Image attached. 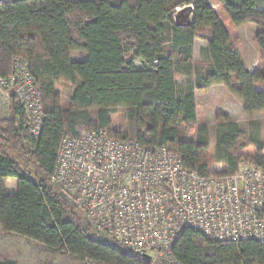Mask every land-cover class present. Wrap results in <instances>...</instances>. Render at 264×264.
Returning a JSON list of instances; mask_svg holds the SVG:
<instances>
[{
  "label": "trees",
  "instance_id": "16d2710c",
  "mask_svg": "<svg viewBox=\"0 0 264 264\" xmlns=\"http://www.w3.org/2000/svg\"><path fill=\"white\" fill-rule=\"evenodd\" d=\"M234 26L253 24L264 59V0H217ZM193 5L188 26L175 24L176 8ZM219 15L206 0H12L0 5V79L15 59L29 63L39 88L44 125L37 139L23 130L24 115L14 97L10 113L0 118V229L34 241L50 251L82 261L144 264L116 245L96 244L85 212L64 201L50 182L56 152L64 138L107 130L114 139L142 146H164L183 167L201 177L237 172L242 150L264 170V145L257 135L235 146L241 126L218 118L215 147L226 165L210 172L206 160L210 129L199 125L196 98L222 85L242 102L247 117L264 114V70L251 72L232 47ZM208 36V37H207ZM207 42L202 59H194V41ZM73 54L77 59H72ZM185 78L178 83L177 78ZM71 86L70 104L62 108L56 85ZM126 109V127L113 129L111 113ZM91 111L95 120L92 121ZM256 131L260 124L250 121ZM194 130V139L185 138ZM30 142L32 149L23 145ZM34 173L29 178L28 170ZM16 181L8 194L7 179ZM171 255L179 264H264V244L216 242L184 227ZM0 264H16L4 261Z\"/></svg>",
  "mask_w": 264,
  "mask_h": 264
},
{
  "label": "built area",
  "instance_id": "2783aa9c",
  "mask_svg": "<svg viewBox=\"0 0 264 264\" xmlns=\"http://www.w3.org/2000/svg\"><path fill=\"white\" fill-rule=\"evenodd\" d=\"M28 66L15 59L0 87L13 91L23 130L37 139L44 117ZM61 141L50 182L85 212L96 244H114L144 264H179L170 247L184 227L216 242L264 244V170L252 161L241 160L231 175L201 177L164 146L114 139L107 130Z\"/></svg>",
  "mask_w": 264,
  "mask_h": 264
},
{
  "label": "rangeland",
  "instance_id": "374dc122",
  "mask_svg": "<svg viewBox=\"0 0 264 264\" xmlns=\"http://www.w3.org/2000/svg\"><path fill=\"white\" fill-rule=\"evenodd\" d=\"M12 0H0V5L10 2ZM207 3L212 7L221 18V23L230 32V41L232 47L236 48L237 53L244 60L249 71L254 72L258 70H264V59L260 58V53L256 42L253 39L255 33V26L253 24L244 25L241 28H236L230 19L224 14L222 6L217 2V0H206ZM227 2L234 3L236 0H226ZM182 7L175 9L173 12L177 14L179 11L183 10ZM191 19V17H190ZM204 44V41L197 37L194 41V60L198 62L202 59L201 54L198 51V47ZM78 58L76 54L72 56ZM185 78L178 77V83L184 82ZM72 88L69 84L61 82L56 85V92L59 96L62 108H67L70 102V95ZM8 93H5L0 87V118H7L10 113V102L8 99ZM196 98L199 125L206 124L210 129V150L208 158V167L210 172L222 173L226 169V165L222 159L218 156L217 149L215 147V134L218 126V118L222 115L228 116L231 121L237 122L242 129L240 138L235 146L240 147L241 145L247 143L249 135H257L259 140L263 142L264 145V114L255 115L253 117H247L243 114V108L241 102L235 97H232L228 91L222 88H214L210 94H198ZM94 111H91L92 121L95 120ZM126 109L123 107L117 108L114 113H111V122L113 129H124L126 126ZM257 121L260 126L258 130L250 127V121ZM194 130H188L185 133V138L188 140L194 139ZM23 145L32 149L30 142L26 139L23 141ZM254 150L252 147L245 148L242 150V159H251ZM264 153V152H263ZM31 171V172H30ZM29 178H34L33 171L28 170ZM19 236H13L9 233H4L0 230V262L9 261V258H16L20 261V264H83L79 258L69 256L63 252L50 251L40 244L28 240L26 238H20Z\"/></svg>",
  "mask_w": 264,
  "mask_h": 264
},
{
  "label": "crops",
  "instance_id": "0c3cea01",
  "mask_svg": "<svg viewBox=\"0 0 264 264\" xmlns=\"http://www.w3.org/2000/svg\"><path fill=\"white\" fill-rule=\"evenodd\" d=\"M191 17V16H190ZM220 17V16H219ZM220 20H221V18H220ZM244 25H246V24H243V25H241V26H235L236 28H241V27H243ZM227 30V35H229L230 34V32H229V30L228 29H226ZM208 37V36H207ZM229 38H230V35H229ZM204 41V44H202V45H200L199 47H198V51H199V53H200V51L201 50H205V47H207V42L205 41V40H203ZM193 48H194V46H193ZM192 48V49H193ZM195 52V51H194ZM73 56H74V54H73ZM72 59H77V58H74V57H72ZM241 59H242V57H241ZM214 88H222V89H224L225 91H227V89L225 88V87H223L222 85H213V86H211L210 88H209V90L206 92V93H204V94H210V92H212L213 90H214ZM71 94H72V92H71ZM70 99H71V95H70ZM69 99V100H70ZM238 100V99H237ZM239 102H241V101H239ZM241 104H242V102H241ZM196 107H197V104H196ZM242 107H243V105H242ZM241 107V108H242ZM198 113V112H197ZM16 181L13 179V178H10V179H7V191L6 192H8V194H10V195H13V194H15L16 192ZM1 230V229H0ZM2 231V230H1ZM3 232V231H2ZM5 233V232H4ZM9 234H11V235H13V236H18V235H16V234H12V233H9ZM20 238H23V237H21L20 236ZM19 238V239H20ZM9 261H13V262H15L16 264H20V261L18 260V259H14V258H9L8 259Z\"/></svg>",
  "mask_w": 264,
  "mask_h": 264
},
{
  "label": "water",
  "instance_id": "95a60500",
  "mask_svg": "<svg viewBox=\"0 0 264 264\" xmlns=\"http://www.w3.org/2000/svg\"><path fill=\"white\" fill-rule=\"evenodd\" d=\"M190 10L191 8L187 6L184 7L183 10L179 11L175 15V22H176L175 24H177L178 26H188L190 23V16H191ZM12 92H13L12 90L8 92L10 97H14V93ZM58 195L70 205L74 207H78L77 203L74 202V200L70 196H67L65 192L60 191Z\"/></svg>",
  "mask_w": 264,
  "mask_h": 264
}]
</instances>
